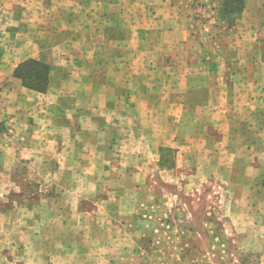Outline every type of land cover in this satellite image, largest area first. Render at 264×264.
Returning a JSON list of instances; mask_svg holds the SVG:
<instances>
[{
    "label": "rangeland",
    "instance_id": "1",
    "mask_svg": "<svg viewBox=\"0 0 264 264\" xmlns=\"http://www.w3.org/2000/svg\"><path fill=\"white\" fill-rule=\"evenodd\" d=\"M192 245L264 264V0H0V264Z\"/></svg>",
    "mask_w": 264,
    "mask_h": 264
},
{
    "label": "crops",
    "instance_id": "2",
    "mask_svg": "<svg viewBox=\"0 0 264 264\" xmlns=\"http://www.w3.org/2000/svg\"><path fill=\"white\" fill-rule=\"evenodd\" d=\"M195 238V235L192 234L191 239H188V241H192L194 244V240H196ZM169 239L172 240V238ZM180 239L181 238H178L177 241H179ZM145 255L146 257H153L154 259H156V262L158 260L160 261L161 258L162 261L155 264H214V258H217V255L213 252L208 250H197L194 248V246L187 250L180 248L178 250H172V252L168 251L165 254L163 253V251H158V249H155L154 253H149L147 250H140L139 252L130 251L128 252L127 256L130 259H133L132 262H134V264H146L145 261L141 260V258H145ZM164 258H166L167 260L163 262ZM138 259H140V261Z\"/></svg>",
    "mask_w": 264,
    "mask_h": 264
}]
</instances>
